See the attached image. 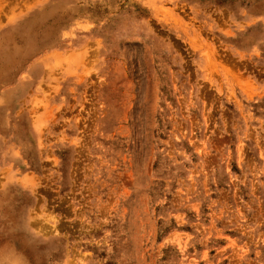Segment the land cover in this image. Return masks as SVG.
<instances>
[{
  "label": "rangeland",
  "instance_id": "rangeland-1",
  "mask_svg": "<svg viewBox=\"0 0 264 264\" xmlns=\"http://www.w3.org/2000/svg\"><path fill=\"white\" fill-rule=\"evenodd\" d=\"M0 264H264V0H0Z\"/></svg>",
  "mask_w": 264,
  "mask_h": 264
}]
</instances>
